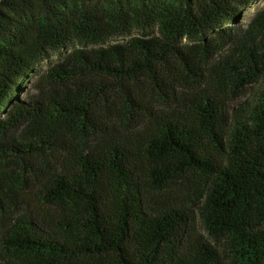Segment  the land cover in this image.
Here are the masks:
<instances>
[{
    "label": "trees",
    "instance_id": "trees-1",
    "mask_svg": "<svg viewBox=\"0 0 264 264\" xmlns=\"http://www.w3.org/2000/svg\"><path fill=\"white\" fill-rule=\"evenodd\" d=\"M0 264H264V0H0Z\"/></svg>",
    "mask_w": 264,
    "mask_h": 264
},
{
    "label": "rangeland",
    "instance_id": "rangeland-1",
    "mask_svg": "<svg viewBox=\"0 0 264 264\" xmlns=\"http://www.w3.org/2000/svg\"><path fill=\"white\" fill-rule=\"evenodd\" d=\"M262 1H258V2H256L253 6H251V7H248L245 11H244V13H243V17H242V22L243 23H247L251 18H252V16L257 12V10L259 9V8H261V6H262ZM58 56H59V54H56L53 58H52V60H50V61H52V62H55L57 59H58ZM49 66V62H45L40 68H39V70L40 71H43L44 69H46L47 67ZM30 84H28V86H29ZM29 87H31V86H29ZM24 97H26V94L24 95ZM245 99H242V101H244ZM13 165H11V167H12Z\"/></svg>",
    "mask_w": 264,
    "mask_h": 264
}]
</instances>
